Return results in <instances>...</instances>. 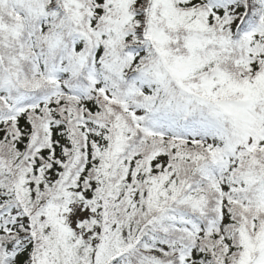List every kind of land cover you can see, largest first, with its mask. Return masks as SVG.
Returning <instances> with one entry per match:
<instances>
[{"label":"snow or ice","instance_id":"6c2138e0","mask_svg":"<svg viewBox=\"0 0 264 264\" xmlns=\"http://www.w3.org/2000/svg\"><path fill=\"white\" fill-rule=\"evenodd\" d=\"M0 264H264V0H0Z\"/></svg>","mask_w":264,"mask_h":264}]
</instances>
